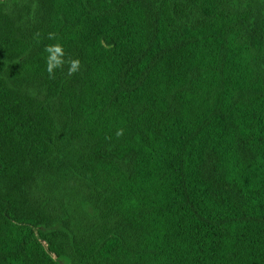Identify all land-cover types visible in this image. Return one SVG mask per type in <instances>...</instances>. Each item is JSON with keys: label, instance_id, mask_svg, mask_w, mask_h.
<instances>
[{"label": "trees", "instance_id": "obj_1", "mask_svg": "<svg viewBox=\"0 0 264 264\" xmlns=\"http://www.w3.org/2000/svg\"><path fill=\"white\" fill-rule=\"evenodd\" d=\"M0 264H264V0H0Z\"/></svg>", "mask_w": 264, "mask_h": 264}, {"label": "clouds", "instance_id": "obj_2", "mask_svg": "<svg viewBox=\"0 0 264 264\" xmlns=\"http://www.w3.org/2000/svg\"><path fill=\"white\" fill-rule=\"evenodd\" d=\"M47 38L50 40L56 39L55 33H48ZM44 52L47 54L45 57L46 72L49 79L56 78V72L63 71L65 65H67V75L72 76L81 70V61L79 59L66 58V52L64 46L61 43H55L47 45L44 48ZM124 135V129H118L116 132L117 138ZM107 139H111L108 137Z\"/></svg>", "mask_w": 264, "mask_h": 264}]
</instances>
